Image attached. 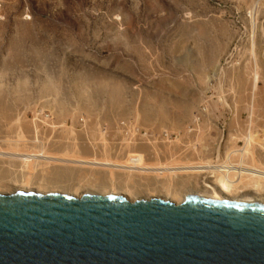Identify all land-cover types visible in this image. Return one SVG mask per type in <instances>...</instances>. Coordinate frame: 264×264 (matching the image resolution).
<instances>
[{
	"label": "rangeland",
	"instance_id": "374dc122",
	"mask_svg": "<svg viewBox=\"0 0 264 264\" xmlns=\"http://www.w3.org/2000/svg\"><path fill=\"white\" fill-rule=\"evenodd\" d=\"M245 145L264 168V0H0V152L182 166ZM34 162L0 157V194L264 203L248 176Z\"/></svg>",
	"mask_w": 264,
	"mask_h": 264
},
{
	"label": "water",
	"instance_id": "95a60500",
	"mask_svg": "<svg viewBox=\"0 0 264 264\" xmlns=\"http://www.w3.org/2000/svg\"><path fill=\"white\" fill-rule=\"evenodd\" d=\"M0 264H264V203L0 194Z\"/></svg>",
	"mask_w": 264,
	"mask_h": 264
},
{
	"label": "bare ground",
	"instance_id": "6f19581e",
	"mask_svg": "<svg viewBox=\"0 0 264 264\" xmlns=\"http://www.w3.org/2000/svg\"><path fill=\"white\" fill-rule=\"evenodd\" d=\"M253 137L250 135L247 141V146L252 142ZM236 155L239 156L240 162L235 163L232 157L230 156L227 160L223 162H218L217 164L210 163H199V164H191V165H182V166H150L147 164H141V161L138 157H133L130 160V166L114 162L108 159L98 160V159H73V158H60L54 157L46 154V152L42 151L39 153H31V154H9L5 152H0V157H14L24 161L25 163H30L34 161H46L49 163H73L80 165H90V166H103L109 167L112 169H127L130 171H139L141 173H175L178 171L183 172H201L199 169H204L206 173L213 174V177L216 179L219 187L226 193H230L235 190L238 185L243 182V178L248 176L251 181L256 183V186H259L261 181H264V168H259L255 166H251L246 164L247 159V150L246 145L241 149L235 151ZM129 162V161H128ZM35 163V162H34ZM231 164V166H229ZM31 165V164H29ZM198 170V171H197ZM245 181V180H244ZM243 184V183H242ZM251 184V183H250ZM253 186V184H251ZM262 188V187H261ZM257 190V189H256ZM217 198V197H216ZM246 201H253L248 199Z\"/></svg>",
	"mask_w": 264,
	"mask_h": 264
},
{
	"label": "built area",
	"instance_id": "2783aa9c",
	"mask_svg": "<svg viewBox=\"0 0 264 264\" xmlns=\"http://www.w3.org/2000/svg\"><path fill=\"white\" fill-rule=\"evenodd\" d=\"M48 117H50V116H47V118H48ZM146 135H147V134H146ZM165 137H167V138H168V137H169V135L167 134ZM239 160H240V159H239ZM239 160H238V162H235V163H239V162H240ZM229 166H231V164H230Z\"/></svg>",
	"mask_w": 264,
	"mask_h": 264
}]
</instances>
